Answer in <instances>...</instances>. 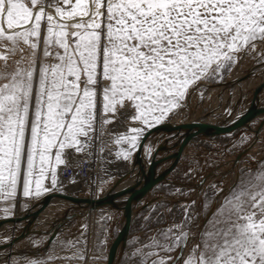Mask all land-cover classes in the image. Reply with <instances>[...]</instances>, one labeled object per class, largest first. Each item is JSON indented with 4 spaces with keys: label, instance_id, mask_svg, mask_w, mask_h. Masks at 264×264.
<instances>
[{
    "label": "snow or ice",
    "instance_id": "snow-or-ice-1",
    "mask_svg": "<svg viewBox=\"0 0 264 264\" xmlns=\"http://www.w3.org/2000/svg\"><path fill=\"white\" fill-rule=\"evenodd\" d=\"M46 7L52 5L44 0H0V42H10L12 52L21 42L33 50L28 66L4 76L8 82L0 85V197L5 201L18 189L24 198L57 189L65 149L82 152L92 139L98 76L110 82L103 89L105 114L115 113L118 105L125 112L134 106L132 119L151 128L180 105L190 84L230 69L239 52L264 41V0H57L55 15ZM42 23L47 26L44 56L52 55L54 46L63 53H56L57 63L38 69ZM0 58L8 59L4 53ZM144 131L133 127L131 135L120 138L130 145L123 159L138 147ZM249 205L253 211H246ZM221 216L218 223L228 226L216 229L215 242L199 253V264H264V185L230 192ZM186 264L195 261L189 257Z\"/></svg>",
    "mask_w": 264,
    "mask_h": 264
},
{
    "label": "rangeland",
    "instance_id": "rangeland-1",
    "mask_svg": "<svg viewBox=\"0 0 264 264\" xmlns=\"http://www.w3.org/2000/svg\"><path fill=\"white\" fill-rule=\"evenodd\" d=\"M44 2L46 5L51 4V8L53 9H55L57 5V0H44ZM74 2L75 0H73V3ZM46 27V23H42L40 46L35 54L38 69L43 65L57 63L58 60L56 53H63L62 49L58 46H54L51 49L52 55L44 56L43 53L46 46L45 39L47 35ZM261 42L262 41H256V47L254 49L249 45L239 52L237 54L236 62L231 65L230 69L225 68L215 76L209 78L201 77L199 80L190 84L186 96L180 105L172 108L170 112L166 114L165 119L158 125L164 123L168 124L170 119L174 118L181 109L185 108L190 93L196 94L195 108L198 109L203 103L204 96L207 95L206 100L211 98L208 86L217 84L224 85L225 80L231 75L233 69L239 67V65L247 68L253 66V64L262 66L264 64V51L258 48V44ZM11 47L12 45L8 41L0 42V53H4L8 57L6 61L3 58H0V85L8 82L7 79L3 78L4 76H10L18 67H27L29 61L33 58V50L28 45L23 44V42L18 45L15 52L8 51ZM37 79L38 74L34 77L33 105L35 103ZM101 82L106 83L101 84ZM81 86H83V83ZM107 86H110V82H107L98 76L97 84L95 85V91L97 93L96 123L94 124L95 130L90 133V136L92 137L91 141H87V138L84 137L80 138L82 142L87 141L83 150L84 155L79 158L75 148H67L62 156V159L64 160L66 157H71L72 154L71 159H74L73 163H71L72 165L77 164L82 159H88L94 163L93 167L97 166V172L100 168H103L102 164H107L108 167H105V169H115L111 164L112 160L122 156L121 154L126 153L130 147L126 141H121L120 138L122 136L131 135V128L143 127L145 129L143 136L153 128H148L142 125L138 120L132 119L135 115L134 106L129 111L125 112L121 106L118 105L115 113L109 112L105 114L103 112V89ZM211 102L212 100H208L206 101V104H204L206 111L210 108L209 106ZM187 107H189V105ZM187 107L185 109H187ZM194 113L196 112L194 111L188 114L186 120H178L177 125L180 126L189 123L190 118ZM31 119L32 113L30 111V122ZM105 119H110L112 123L104 124L103 121ZM244 120L225 132L195 137L192 140L190 147L188 148L187 146L185 148V152L180 154L181 149L178 150L177 158L171 167L169 166L165 168L164 166H166L169 161L172 163V158L162 161L154 167L149 174L148 181H152L156 177L154 174L155 171L158 173L157 178L160 174H163V179L154 185L161 187V194H158L156 198L146 199V201H143L142 206L146 207L148 203L156 200L160 201L162 204H160V206L157 205V210H155L157 216L153 221L150 219L152 215L146 216L145 223L141 225L142 233L138 235V237H132L129 240L128 245L120 255L118 263L116 264H151L152 260H159L160 258L165 259V264H171L176 259L178 253L181 254L179 264H186L189 257L195 261V264H199V253L205 244L215 242L216 237L213 234L216 229L228 226L218 222L222 219L221 206L225 203L226 198L230 196V192H240L244 190L256 191L260 189L261 185H264V155L260 156L256 161L244 160L239 168V182L236 185L234 184L235 186L233 185L234 187L232 186V188H230L231 190H228L224 195L211 219H209L206 224L197 231L194 237L190 238L191 235L194 234L193 224L198 220L207 217L209 209L214 203L217 195L231 184L233 178L229 169L231 159L244 149L247 151H253L257 147L260 133L258 132V120L256 115L253 113L247 114V117H245ZM142 137L138 140V145ZM169 143L172 146H168ZM160 145H163L164 149H160L158 155L157 153L154 154L157 155L155 156L157 159H161L162 156L164 157L169 153H173L179 143L173 142L172 140V142H165ZM136 149L130 154L124 165L131 166V158ZM53 151L55 152V150ZM260 155H262V153H260ZM76 160L78 162H75ZM122 166L123 165H121V167ZM121 167L118 166L116 168L119 170ZM124 182H126V180ZM205 183L208 184L203 186ZM112 184L108 186L106 192L113 186ZM151 185L152 184L149 182L145 191L146 195L144 196H147ZM201 186H203L202 189L200 188ZM121 193L116 194V199L125 195ZM23 198L20 189H18L17 196L14 200H8L5 202L3 197H0V224L1 221L3 222L4 219L9 218L2 217L9 215L12 210H15L16 206L19 208V206L24 204L25 201ZM158 207H162V210H159ZM186 209L187 214L185 213ZM246 211H253V209L249 205L246 207ZM256 211L257 216L254 219L258 220L261 217L258 210ZM111 215L115 216L112 219L116 222V215L113 213ZM233 218L235 219V217ZM240 222L243 223L245 221L241 219ZM1 227L3 228V226L0 225V229ZM118 230L119 228H117V232ZM117 232L112 239H110L108 244V246L110 245L109 247L112 246ZM184 233H187L189 236L187 240L183 239ZM177 237H181L179 244L176 243ZM188 244L189 246L187 247ZM168 246L172 247L170 252L166 251ZM109 249H107L108 252H110ZM107 251L106 253L97 254L102 256L97 262L96 259H94L95 253L88 254L87 258H89V261L87 262V260H85L83 264H86V262L88 264H106L109 256ZM148 253H151L152 255H145ZM43 256L44 254H25L21 258L27 257V260L31 261L40 259ZM13 261H15L14 264H17L16 259ZM5 263L10 264L11 262L7 261Z\"/></svg>",
    "mask_w": 264,
    "mask_h": 264
},
{
    "label": "crops",
    "instance_id": "crops-1",
    "mask_svg": "<svg viewBox=\"0 0 264 264\" xmlns=\"http://www.w3.org/2000/svg\"><path fill=\"white\" fill-rule=\"evenodd\" d=\"M161 149H164L163 145ZM83 155V151L78 153L79 158ZM71 157H66L64 163L57 166L58 185L55 191L41 195L40 197L32 196L23 198L25 202L22 206H19V208L16 206L15 210H12L9 215L2 217L9 218L4 219L3 222L1 221L0 225L3 226V228L1 227L0 229V237L2 238H0V242L2 240H4V242L8 241V238L11 237L15 231L19 230V226L21 227V222L15 221L16 224L15 222H11L10 219L21 214L22 211L47 195L68 198L69 200H71L70 198H76L78 200L82 198L98 199L106 193L108 186L112 184L114 180L121 177L122 171L119 170V172L116 167H121L122 164L127 162V159L125 160L122 156H119V158L113 159L111 162L115 169H105V167H108L107 164H102L103 168H100L99 171L93 175L88 184H84L75 179L69 181L62 180L61 170L66 164L72 165L71 163H73L74 159H71ZM75 162L78 161L76 160ZM154 174L157 177V171H155ZM45 186L51 187L50 180L45 181ZM160 189L161 187L153 186V188L148 191L147 196H144L145 199L142 197L138 202L134 203L138 208L136 212H134L130 222L126 246L132 237H138V235L142 233L141 225L145 223L146 216L152 215L150 218L151 221L156 218L157 212L155 210H157V205L160 206V204H162L160 201L156 200L148 203L146 207L142 205L143 201H146V199L156 198L158 194H161ZM121 190L125 191L124 189ZM125 196L126 195H123L122 197L124 198ZM52 199L53 201L50 200V202L43 206L42 210L36 213V216L33 215L32 218H27V222L23 227L24 232L18 237L21 240L16 247L18 254H44V256L40 259L31 261L27 260V257L25 260H20L17 258V255L14 256L15 258L13 257V259L17 260V264H83L85 260H87V262L89 261V258H87L88 254L95 253L94 259H96V262L99 261L102 256L97 254L106 253L107 249L110 248L108 246L110 239H112L117 232V224H115V221H113L114 219H112L114 216L111 215V211L103 207H94L91 204L84 206L82 204L80 205V203H84L82 202L83 200L78 203V201L71 202L72 200L67 201L55 197ZM74 205L78 207L74 208ZM158 209L162 210V207H158ZM7 232L10 235L5 237L4 235H6ZM0 250H2V253H5V250L10 252V248L7 247ZM78 254H82L83 259H81ZM107 254H109L108 251ZM14 263V261L11 262V264Z\"/></svg>",
    "mask_w": 264,
    "mask_h": 264
},
{
    "label": "bare ground",
    "instance_id": "bare-ground-1",
    "mask_svg": "<svg viewBox=\"0 0 264 264\" xmlns=\"http://www.w3.org/2000/svg\"><path fill=\"white\" fill-rule=\"evenodd\" d=\"M46 12H51L53 15H55V11H54L53 8H47L46 7ZM258 48L264 51V41H262L260 44H258ZM105 83L106 82H101V84H105ZM259 85H261V88L259 87ZM208 87H209V90H210L209 93L211 95V98L208 99V100L209 101L212 100V102H211V104L209 106L210 108H208L207 111L204 108L205 107L204 104H206V101H208V100H206V96L207 95L203 97V103L200 105V107L198 109L195 108V97H196V94L195 93H192V94L190 93V95L188 96L189 98H188V101H187V104H186L185 108L188 105H189V107H187V109H185V108L181 109L178 112V114H176V116L174 118L170 119V121L168 122V124L166 126L167 128L170 127V129L168 131H158L157 133H154L149 138H147V140L145 141L146 143L144 145L145 146L144 147V159H147V161H149V159H151L152 155L153 156H157L159 154V152H160V149H161L160 148L161 147L160 146L161 143L172 142V140H173V142L180 143L182 134L184 133L185 130L184 129H174L173 127L174 126H179V125H177L178 120H180V119L186 120V117L188 116V114H190L191 112H194V111L196 113H194L191 116L189 123L190 124L198 123V124H203V125H213V124L214 125H227V124H230L231 121L236 119L238 116H240V115H242L244 113H247V114L253 113L254 115H256V118L258 120V125L257 126H258V129H259L258 132L260 133V138H259V141H258V144H257V147H256L255 150L247 151L246 149H244L243 151L239 152L237 155H235L231 159V162H230L231 164H230V167H229L230 173L233 176L231 184L228 187H226V189H224V191H221L217 195L216 199L214 200V203L212 204V206L209 209L207 217L203 218L202 220H198L197 222H195L193 224L194 234L191 235L190 238L194 237L196 235L197 231L204 224H206V222L209 219H211V217L215 213V210L218 207V204H220V201L223 199L224 195L228 192V190H231L230 188H232V186L234 184L236 185L239 182V176H240L239 175V168H240L242 162L244 160L256 161L260 156L264 155V148H263V145H264V64L262 66L253 64V66H250L249 68H247L245 66L242 67L241 65H239V67H236V68L233 69V72L231 73V75L225 80L224 85L217 84V85H209ZM257 87H259V88H258V90L255 91V89ZM192 92H194V91H192ZM251 104H253L257 109H253V110L248 109V107ZM256 131H257V129H256ZM223 132H225V131H223ZM220 133H222V132H220ZM216 134H219V133H216ZM202 135H205V134L200 132V134H198V135H196L194 137H191L182 147H180V149H181L180 150V152H181L180 154L185 152L184 150H185V148L187 146H188V148L190 147V144L192 143V140L195 137H199V136H202ZM208 135H212V134H208ZM169 145H170V143L168 144V146ZM170 146H172V145H170ZM156 148L159 149V150L157 152H155V154L157 153V155H154L153 151ZM177 148H178V146L174 149V152L177 150ZM259 152L262 153V155H260ZM132 159H133V157L131 158V162H132ZM141 159H143V156H142ZM144 159H143V162L145 163ZM170 163H171V161H169L167 163V165L164 166V167L165 168L169 167L171 165ZM122 165L123 166L119 169V170L122 171L121 172V177L116 179L115 181H113V184H112L113 186L111 188L109 187L110 189L107 191L109 193V196H107L106 199H112L114 202H122V201H124V200H126L128 198V196L131 193L130 187H131L134 179L138 176V175H136L134 173V171L132 169V164H131V166H129V165L127 166V165H124V164H122ZM156 166H157V164H156ZM94 172L97 173V166L92 167V172H91L87 182H83L81 180H78V181L79 182L81 181L84 184H88L91 181L93 175L95 174ZM118 176H120V175H118ZM126 178H128V179H126ZM156 178L157 177H155L152 181H149L152 184L151 188H153V186L155 184H157L158 182H160L163 179V174H160L159 180L156 183L153 184L152 182ZM62 180L65 181L63 178H62ZM75 180H77V179H75ZM125 180H126V182H124ZM207 184L205 183L203 186H206ZM148 185H149V183H148ZM203 186H201L200 188L202 189ZM151 188H149V189H151ZM121 189H124L125 192H123V190H121ZM145 191H146V189L141 193L140 197L138 198V200L136 202H138L142 197H144V195H145L144 192ZM121 192L126 195V197H124L125 199H123V197L122 198L120 197V199H116V197H115L116 194H120ZM106 193H104L102 196H104ZM54 197L62 199V200L71 201L68 198H61L59 196H54ZM52 198H50V200L53 201ZM43 199L47 200L48 198L46 196V197L42 198V200ZM50 200H48V202H50ZM93 200H95V199H93ZM37 202L34 203L33 205H31L28 208L30 210V214L28 215L27 218H32L33 215H35L36 213H39L42 210L43 207L39 206V204H37ZM71 202H73V201H71ZM78 203H80V202H78ZM81 204L84 206V205H89L91 203L84 202V203H80V205ZM76 205H79V204H76ZM91 205H93L94 207H103V208L109 209L111 211V213L116 215L117 220H116L115 224H117V228L121 227L122 223L124 222L123 216H122V214H123V210L122 209H117L115 207H112L110 205H105V204H102V205L91 204ZM136 206L137 205L132 204V207H131V210H130L129 221H128V228H127L125 243H124L123 246H122V243H118L116 254H115V257H114V260H113L112 264L118 263L120 255L123 253V251L125 249L126 242H127L128 235H129L130 222H131V219H132V217L134 215V212H136V209H137ZM75 207H78V206L74 205V208ZM21 214H19V215H21ZM19 215H17V216H19ZM199 219H200V214H199ZM17 222H20V221H17ZM26 222L27 221H25V223ZM24 226H25V224H24ZM23 232H24L23 228L21 229L20 226H19V230L15 231L13 233V235H16V239H15V241H13V244L11 246L2 247L3 244H5L7 241L4 242V240H2L0 242V245H1L0 249H2V248L5 249L6 247L10 248V252L5 250L6 252L2 253V250H0L1 251V253H0V264H6L5 262H7V261L8 262H12L13 260H15V259H13V257L16 256V255H17V258H19L21 260L25 259V258H21L22 255H25V254H18L17 249H16L17 244L19 243V240H20L18 237L21 235V233L23 234ZM7 235L9 236L10 234L7 232V234L4 235V236L6 237ZM8 239H10V237ZM189 243H190V241H189ZM188 246H189V244L187 245V247ZM187 247H185V248H187ZM110 249H111V247H110ZM184 251H183V253H184ZM109 254H110V252H109ZM178 254H177L176 259L171 264H179V262L181 260V254H179V255ZM178 257L180 259H177Z\"/></svg>",
    "mask_w": 264,
    "mask_h": 264
},
{
    "label": "water",
    "instance_id": "water-1",
    "mask_svg": "<svg viewBox=\"0 0 264 264\" xmlns=\"http://www.w3.org/2000/svg\"><path fill=\"white\" fill-rule=\"evenodd\" d=\"M259 87L261 88V85H259ZM259 87H257L255 89V91L258 90ZM248 109L253 110V109H257V108L253 104H251L248 107ZM246 115H247V113H244V114L238 116L236 119L231 121L230 124H227V125H214V124L213 125H203V124H198V123H193V124L187 123V124H182L180 126H174L173 127L174 129H184L185 130L184 133L182 134V137H181V140H180V143L178 145L177 150L173 153H169V154L165 155L160 160L151 154L152 155L151 159H149V161H147V159H144V147H145L144 145L146 143L145 141L147 140V138H149L154 133H157L158 131H168L170 129V127L169 128L166 127L167 126L166 123L155 126V127L151 128L146 134H144V136L140 140V143H139L136 151L134 152L131 164H132V169H133L134 173L138 176L134 179V181L130 187L131 193L126 200H124L122 202H114L112 199H106L107 196H109L108 192L104 196H102L98 199H95V200L89 199V198H82L80 200H78L76 198H70L73 202L74 201L75 202L76 201L81 202V200H83L82 202H89L91 204H96V205L105 204V205H110V206L115 207L117 209L123 210L122 216H123L124 222L122 223L121 227L119 228V230L117 232V235H116L114 242L111 246L110 254L108 256L106 264H112L114 257H115V254H116L118 243H122V246L124 245L132 204H134L138 200L141 193L148 186L149 173L156 166V164H158L161 161L172 158L173 159V161L171 163V166H172L174 164L176 158H177L178 150L191 137H194V136L200 134V132L204 133L205 135H208V134H216V133H220L223 131H227V130L233 128L234 126L238 125L241 121H243L245 119V117H247ZM158 150L159 149H157V148L154 149L153 153L155 154V152H157ZM142 156H143V159L145 160V163L143 162V159H141ZM159 178H160V175L152 183L153 184L156 183L159 180ZM123 192H125V191H123ZM52 197H54V195H47V198H48L47 200L41 199L37 202V204H39V206L43 207L44 205H46L48 200H50V198H52ZM29 214H30V210L27 209L21 215L11 218L10 221L11 222L20 221L21 222L20 228L22 229L24 227L25 221L27 220V217ZM15 239H16V235H12L10 237V239L5 244H3L2 247L11 246L13 244V241H15Z\"/></svg>",
    "mask_w": 264,
    "mask_h": 264
},
{
    "label": "built area",
    "instance_id": "built-area-1",
    "mask_svg": "<svg viewBox=\"0 0 264 264\" xmlns=\"http://www.w3.org/2000/svg\"><path fill=\"white\" fill-rule=\"evenodd\" d=\"M94 163L88 159H82L76 165H66L61 170V177L65 180L77 179L87 182L92 172Z\"/></svg>",
    "mask_w": 264,
    "mask_h": 264
}]
</instances>
